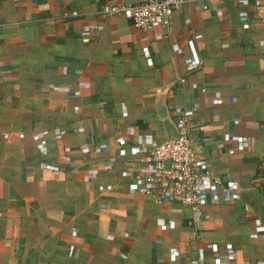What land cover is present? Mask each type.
<instances>
[{
	"label": "crops",
	"instance_id": "obj_1",
	"mask_svg": "<svg viewBox=\"0 0 264 264\" xmlns=\"http://www.w3.org/2000/svg\"><path fill=\"white\" fill-rule=\"evenodd\" d=\"M143 1L0 0V264H264V0H185L167 37L101 14ZM162 107L220 180L196 224L129 188Z\"/></svg>",
	"mask_w": 264,
	"mask_h": 264
},
{
	"label": "built area",
	"instance_id": "obj_2",
	"mask_svg": "<svg viewBox=\"0 0 264 264\" xmlns=\"http://www.w3.org/2000/svg\"><path fill=\"white\" fill-rule=\"evenodd\" d=\"M184 3L185 0H147L128 5L106 3L102 6L101 14L106 17L128 15L136 30L145 33L158 31V36L167 37L172 31V15ZM199 127L198 124L181 118L176 124L179 134L177 139L165 137L157 140L141 135L140 143L130 147L132 153L147 165V170L138 174L135 182L130 184V190L155 204L175 203L188 206L193 224L202 218L203 200L220 184L219 177L212 172L203 146L191 136L192 131ZM226 138L233 136L225 134L220 141ZM99 150L102 151L103 148ZM239 150L241 151V147ZM225 201H229V198L225 197ZM255 223L257 227L261 226L260 220L256 219ZM157 225L163 226L164 223L158 221ZM232 250L231 245L224 248L227 253ZM216 251L220 255L219 248ZM175 252V249H170L171 261L176 258ZM194 264H206L204 256L200 255ZM210 264H222L221 257H213Z\"/></svg>",
	"mask_w": 264,
	"mask_h": 264
},
{
	"label": "water",
	"instance_id": "obj_3",
	"mask_svg": "<svg viewBox=\"0 0 264 264\" xmlns=\"http://www.w3.org/2000/svg\"><path fill=\"white\" fill-rule=\"evenodd\" d=\"M159 117L163 122V127L166 135L170 139H177L179 137L175 124L171 121V118L167 116L166 110L162 107L159 112ZM167 164V163H166Z\"/></svg>",
	"mask_w": 264,
	"mask_h": 264
}]
</instances>
